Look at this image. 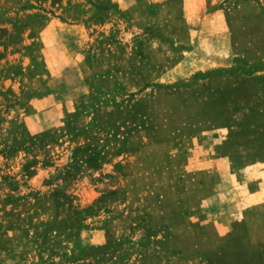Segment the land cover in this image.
Masks as SVG:
<instances>
[{
  "label": "rangeland",
  "instance_id": "1",
  "mask_svg": "<svg viewBox=\"0 0 264 264\" xmlns=\"http://www.w3.org/2000/svg\"><path fill=\"white\" fill-rule=\"evenodd\" d=\"M0 264H264V0H0Z\"/></svg>",
  "mask_w": 264,
  "mask_h": 264
},
{
  "label": "trees",
  "instance_id": "2",
  "mask_svg": "<svg viewBox=\"0 0 264 264\" xmlns=\"http://www.w3.org/2000/svg\"><path fill=\"white\" fill-rule=\"evenodd\" d=\"M97 155L98 153H94L93 155H89V157H87V160L86 162L89 164V165H93V166H96V158H97Z\"/></svg>",
  "mask_w": 264,
  "mask_h": 264
}]
</instances>
